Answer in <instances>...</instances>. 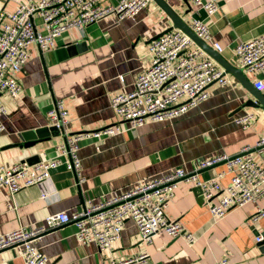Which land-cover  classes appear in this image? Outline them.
<instances>
[{"label": "crops", "instance_id": "crops-1", "mask_svg": "<svg viewBox=\"0 0 264 264\" xmlns=\"http://www.w3.org/2000/svg\"><path fill=\"white\" fill-rule=\"evenodd\" d=\"M100 1L102 6H115L121 0ZM165 1L188 24L191 13L199 11L210 29L211 38L206 42L242 69L236 45L264 32V0H216L217 10L211 15L193 0ZM13 9L12 2L0 0V13ZM172 25L166 11L151 0L132 18L120 19L110 13L83 31L69 28L56 38L53 49H43L36 43L30 46L29 58L17 75L22 88L19 96L0 93L6 107V112L0 113V166L44 160H60L61 165L39 184L14 194L5 187L0 190V235L21 226L44 224L49 214L72 213L103 196L119 195L141 179L157 178L177 168L191 171L217 154H237L264 137V108L244 107L256 98L228 72L229 84H211L208 98L176 119H147L138 127L121 122L122 132L82 141L78 152L81 168L67 169L64 163L70 157L58 147L67 136L117 122L112 98L134 89L139 74L150 65L151 39ZM214 43L223 50H217ZM69 44L80 49L70 54ZM244 72L253 85L256 80H264V69ZM260 92L264 95V90ZM58 100L65 102L69 112L63 132L33 147L21 146L32 138L30 133L53 125L48 112ZM247 113L255 116L250 126L243 128L236 119ZM253 155L264 165V155L256 151ZM224 168L220 164L200 176L213 178ZM229 180L227 175L221 183L225 186ZM259 208H264V196L214 219L195 186L183 181L166 213L197 235L192 245L163 230L146 245L131 219L126 220L121 238L107 251L96 243H81L73 224L48 231L38 245L50 264H109L145 252L149 253L146 264H214L222 259L230 264H264V244L257 240L264 237V217L254 219ZM20 252V247L0 251V264H25Z\"/></svg>", "mask_w": 264, "mask_h": 264}, {"label": "built area", "instance_id": "built-area-1", "mask_svg": "<svg viewBox=\"0 0 264 264\" xmlns=\"http://www.w3.org/2000/svg\"><path fill=\"white\" fill-rule=\"evenodd\" d=\"M5 1L12 2L14 9L0 13V93L6 92L14 98L22 90L17 75L22 73L32 44L53 49L56 38L69 28L83 31L89 24L110 13H116L120 19L132 18L151 2L121 0L115 6H102L100 0ZM193 2L208 15L217 10L216 0ZM198 13H191L189 26L198 37L209 40V26ZM37 19L40 23H37ZM214 47L223 50L219 43H214ZM149 53L150 65L139 74L134 89L112 98L117 122L95 131L67 136L58 147L70 157L64 163L68 170L81 168L78 152L82 141L122 132L125 129L121 122H130L132 127H138L147 119H176L206 100L209 96L207 88L211 84L218 82L227 85L231 82L226 69L219 66L182 29L174 28L150 41ZM235 54L247 73L263 70L264 32L238 43ZM254 85L257 90H264L263 79L256 80ZM5 112L6 107L0 100V113ZM68 114L63 100H58L48 112L53 125L59 129H64L68 123ZM254 116V113H247L238 117L236 123L248 128ZM255 151L264 155V137L254 147H246L234 155L217 154L196 164L191 171L177 168L157 178L141 179L119 195L103 196L72 213L60 211L49 214L44 224L18 227L0 235V251L20 247L25 264H50L38 241L48 231L68 224L76 227V237L81 243H96L101 250L107 251L121 238L127 219L135 222L146 245L152 243L153 235L160 230L192 245L197 241V235L166 213L180 183H192L209 206L213 218L221 219L231 209L256 202L264 196V165L256 161L253 155ZM220 164L225 168L215 177L204 179L200 176L202 171ZM59 165L60 160H44L35 164L0 166V190L5 187L14 194L25 187L39 184ZM227 175L230 180L224 186L221 179ZM261 217H264V208H259L254 219ZM263 238L259 236L257 240ZM148 257L149 253L145 252L129 259L113 260L109 264H146ZM214 264L230 263L228 259H222Z\"/></svg>", "mask_w": 264, "mask_h": 264}, {"label": "water", "instance_id": "water-1", "mask_svg": "<svg viewBox=\"0 0 264 264\" xmlns=\"http://www.w3.org/2000/svg\"><path fill=\"white\" fill-rule=\"evenodd\" d=\"M170 16L173 25L160 33L155 38L163 35L165 32L170 31L174 28L182 29L184 32H186L201 48L206 50L222 67L226 69L227 72L231 73L234 77H236L249 91L253 93L256 100L248 101L244 107L250 105L254 107H262L264 108V95L257 90L250 78L247 76V74L244 72V69L236 67L231 62L226 60L219 52H217L215 49H213L206 40L198 37V35L190 28L189 24L186 23V21L165 1V0H155ZM189 12V11H187ZM155 38L151 39L154 40ZM77 48L80 49L79 45H73L69 44L67 46V50L71 54L74 52ZM63 132L62 129H59L55 125H51L50 127L40 129L36 131V133H30L31 139H28L26 143H24L21 146H24L25 148H30L35 146L39 141L44 140H50L53 137H57ZM17 144L10 145L11 147L16 146ZM260 244H264V239L262 241H259Z\"/></svg>", "mask_w": 264, "mask_h": 264}]
</instances>
